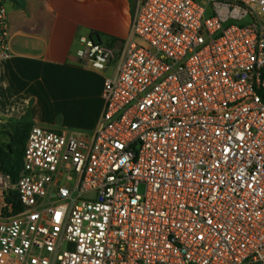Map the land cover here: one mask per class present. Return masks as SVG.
Segmentation results:
<instances>
[{"label":"built area","instance_id":"built-area-1","mask_svg":"<svg viewBox=\"0 0 264 264\" xmlns=\"http://www.w3.org/2000/svg\"><path fill=\"white\" fill-rule=\"evenodd\" d=\"M81 44L113 68L101 117L0 170V264H264V0H139L120 48Z\"/></svg>","mask_w":264,"mask_h":264},{"label":"crops","instance_id":"crops-1","mask_svg":"<svg viewBox=\"0 0 264 264\" xmlns=\"http://www.w3.org/2000/svg\"><path fill=\"white\" fill-rule=\"evenodd\" d=\"M138 2L5 0L13 54L0 60V135L3 125L27 120L32 126L90 137L104 108V81L113 68L100 70L80 59L81 38L120 48ZM52 97L71 103L70 124L56 129L44 125L37 101Z\"/></svg>","mask_w":264,"mask_h":264},{"label":"trees","instance_id":"trees-1","mask_svg":"<svg viewBox=\"0 0 264 264\" xmlns=\"http://www.w3.org/2000/svg\"><path fill=\"white\" fill-rule=\"evenodd\" d=\"M32 123L27 120L20 121L14 125L13 133L8 132L9 140L7 142L0 141V170L13 175L17 179L19 171L23 164V152L26 140ZM5 204H12L13 210L8 212L9 207H4V212L8 214H16L21 209V203L17 193L5 195Z\"/></svg>","mask_w":264,"mask_h":264},{"label":"rangeland","instance_id":"rangeland-1","mask_svg":"<svg viewBox=\"0 0 264 264\" xmlns=\"http://www.w3.org/2000/svg\"><path fill=\"white\" fill-rule=\"evenodd\" d=\"M38 108L41 109L40 112L46 117L47 123L44 125L52 128H60L70 124L73 119V108L68 100L62 97H52L49 99L37 101ZM14 124L10 123L8 126L3 125L2 128L5 129L0 135L1 142H7L9 140L8 132L14 131ZM7 131V132H5Z\"/></svg>","mask_w":264,"mask_h":264}]
</instances>
